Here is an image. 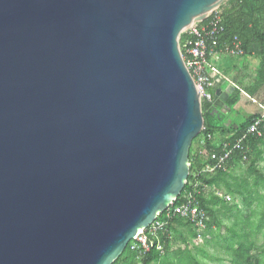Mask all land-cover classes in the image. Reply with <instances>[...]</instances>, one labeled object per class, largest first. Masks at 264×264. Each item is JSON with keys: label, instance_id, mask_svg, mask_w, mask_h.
<instances>
[{"label": "water", "instance_id": "obj_1", "mask_svg": "<svg viewBox=\"0 0 264 264\" xmlns=\"http://www.w3.org/2000/svg\"><path fill=\"white\" fill-rule=\"evenodd\" d=\"M226 1L0 0V264H112L176 200L203 127L179 37Z\"/></svg>", "mask_w": 264, "mask_h": 264}, {"label": "trees", "instance_id": "obj_2", "mask_svg": "<svg viewBox=\"0 0 264 264\" xmlns=\"http://www.w3.org/2000/svg\"><path fill=\"white\" fill-rule=\"evenodd\" d=\"M209 17L210 15L204 18L200 25L206 24ZM219 17L223 26L219 47L230 46L235 36L240 41L243 56L257 59L252 86L254 90L248 91L249 95H252L264 82V0H227L220 6ZM184 39L185 35L182 33L179 37L182 54ZM238 99L236 92L227 98L226 112L233 113ZM201 111L203 127L191 141L188 151L189 174L173 205L179 203L181 196L191 190L192 183H197L195 197L207 216L205 229L198 233L189 221L173 217L164 231L159 232L163 253L152 246L138 258L139 252L131 249L129 241L112 264H201L197 257V252L201 249L198 246H195V252L188 249V242L197 237H201L202 244L211 245L223 253L221 258L229 264L260 263V259L254 257L251 251L255 246L256 237L264 230V171L256 164L263 153L264 122L261 126L262 136H249L244 142L248 149L246 161H242L239 152H235L224 170L208 175L201 173V170L209 162V153L219 149L207 135H226V115L220 112V107L216 106L214 101L206 99H201ZM255 116L238 118L240 121L236 124V129L229 133L226 140L232 142L240 137ZM201 140H204L203 144L200 143ZM195 143L199 147L197 154H193ZM240 163H246V168L244 172L235 173L234 169ZM219 193L239 197L243 208L247 209L246 213L235 204H229L225 197L218 196ZM223 221L227 223L224 224ZM171 234H176L183 244L182 248L171 250ZM262 250L264 252V249ZM262 258L264 260L263 256Z\"/></svg>", "mask_w": 264, "mask_h": 264}, {"label": "built area", "instance_id": "obj_3", "mask_svg": "<svg viewBox=\"0 0 264 264\" xmlns=\"http://www.w3.org/2000/svg\"><path fill=\"white\" fill-rule=\"evenodd\" d=\"M208 22L204 25H192L183 33L185 39L183 41L182 59L185 67L189 71L194 83L200 89L201 99L206 98L207 101H213L212 93L209 89L214 85V79L207 72L206 66L210 59H219L223 53L233 56L243 55L240 41L237 37H233L231 45L226 47H219L220 36L223 31V26L220 22L219 11L215 10L209 14ZM208 15V16H209ZM247 98L256 103L255 99L246 95ZM260 113L257 114L246 127L240 137L234 141H223L218 146V151H211L209 153V162L202 168L201 173L213 175L219 170H224L229 159L235 152H239L242 161L247 160L248 149L244 142L249 136L261 137V126L264 122V105L258 104ZM211 139V135H207ZM201 144L204 140L200 141ZM191 190L185 192L179 203L168 206L161 213L158 214L155 220L146 228H144L138 235L131 239V249L138 251V258L154 246L156 250L163 253V245L160 242L159 232L164 231L168 222L173 217H180L189 221L196 232H201L206 227L207 216L205 212L199 207L195 197L197 192V183L191 184Z\"/></svg>", "mask_w": 264, "mask_h": 264}, {"label": "crops", "instance_id": "obj_4", "mask_svg": "<svg viewBox=\"0 0 264 264\" xmlns=\"http://www.w3.org/2000/svg\"><path fill=\"white\" fill-rule=\"evenodd\" d=\"M218 11L220 12V9ZM256 65L257 59L254 57H245L243 55L233 56L223 53L219 59H210L206 66L207 72L214 79V85L208 91L212 93L213 100L217 89L220 92L229 91V94L225 97V101L235 92L239 98L233 107V113L226 112L228 109L225 101L222 106H218L220 107V112L226 115L225 125L227 133L225 136L218 134L211 136V140H213L216 146H219L223 141H227L226 139L229 137V133L236 129V124L240 121L238 118L245 119L259 114L260 109L258 104L264 105V82L252 95H249L248 92L249 90H254L252 86ZM231 87H233V90ZM246 95L255 99L256 103L251 102ZM198 150V144L195 143L193 154H197ZM262 151L264 153V146ZM261 160H263V157Z\"/></svg>", "mask_w": 264, "mask_h": 264}, {"label": "rangeland", "instance_id": "obj_5", "mask_svg": "<svg viewBox=\"0 0 264 264\" xmlns=\"http://www.w3.org/2000/svg\"><path fill=\"white\" fill-rule=\"evenodd\" d=\"M223 4L224 3H222L221 5H219L218 7H216L215 9H213L211 11V13L213 11H215V10H219L220 9V6H222ZM199 22H201V21H197L194 24L195 25H198ZM262 157H263V160H261V159L258 160L256 164H257V166L259 168H261L264 171V153H263ZM245 164L246 163H243V164L240 163V165H238L237 167H235L234 172L235 173L244 172V170L246 168V165ZM262 192H264V190H262ZM218 196L225 197L227 199V201L229 202V204H235L240 210H243V212L246 213L247 209H244L243 208L241 199L239 197H236V196H226V195H223L222 193H219ZM223 223L226 224L227 222L226 221H223ZM183 230H184L185 234H187L186 229L184 228ZM170 236H171L170 237L171 238V246H170L171 247V250L176 249V248H182L183 247L182 242L179 240V238L176 236V234H171ZM195 246H198L201 249L200 252H197V255H198L197 257H198L199 261L201 262V264H229L228 261L223 260L221 258L223 256V253H221L220 251H217L218 249L213 248L211 245L202 244L201 237H197L192 242H188V249L191 250L192 252H195L196 251ZM262 249H264V230H262L258 234V236L256 237L255 246H254V248L251 251V253H252V255L254 257H258L260 259V263L259 264H264V260L262 258V256L264 257V252H263ZM152 264H157V263L154 262Z\"/></svg>", "mask_w": 264, "mask_h": 264}]
</instances>
